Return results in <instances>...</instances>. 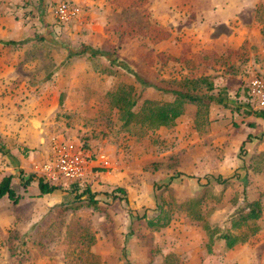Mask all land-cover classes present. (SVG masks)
<instances>
[{
  "label": "rangeland",
  "instance_id": "rangeland-1",
  "mask_svg": "<svg viewBox=\"0 0 264 264\" xmlns=\"http://www.w3.org/2000/svg\"><path fill=\"white\" fill-rule=\"evenodd\" d=\"M59 1L77 4L84 20H57ZM189 4L0 0V128L25 118L41 129L46 149L61 134L105 152L115 165L108 173L115 180L98 186L91 199L58 189L38 196L37 162L22 167V179L15 172L18 202L0 200V264H82L88 253L95 257L91 264H264V115L245 91L252 76L264 80V2L251 15L238 8L233 28L219 30L193 27ZM84 45L116 59L87 53L68 58ZM133 72L159 88L209 76L213 93L224 90L229 107L210 102L207 122L199 119L196 127V105L187 103L172 126L126 131L109 91L132 87L134 111L144 99L174 97L143 87ZM28 137L35 138L31 130ZM2 161L0 178L8 172ZM217 175L228 183H216ZM115 187L124 188L127 202L109 196ZM188 200L189 210L178 207ZM245 200L260 202L258 231L231 248L215 240L208 251L204 226L228 228L229 216ZM156 202L171 214L159 228L146 223L158 211ZM81 236L93 240L84 251L75 241Z\"/></svg>",
  "mask_w": 264,
  "mask_h": 264
},
{
  "label": "trees",
  "instance_id": "trees-1",
  "mask_svg": "<svg viewBox=\"0 0 264 264\" xmlns=\"http://www.w3.org/2000/svg\"><path fill=\"white\" fill-rule=\"evenodd\" d=\"M7 44H15L14 40H7ZM88 54L90 58L95 56H105L108 60L112 62L115 61L116 57L111 52H106L102 49L90 48V46H82L80 50L69 51L68 58L73 55H82ZM110 56V57H109ZM117 65H120V62H117ZM135 79L143 86L148 87L152 86L163 92H169L173 94V99L171 101H156L150 99H144L139 106L137 111L133 110V107L137 104L138 96L133 92L132 87H127L120 85L114 90L108 92V97L110 104L115 107L119 112V120L121 121L122 127L131 132L134 128L141 131L153 130L161 126H172L175 123V119L180 116L184 111V106L187 103H193L196 105V114H195V124L196 127L199 123V119L207 122V108L210 102H216L221 104L223 107H229L228 105V96L224 90H218L215 94L214 85L210 80L209 76L196 77L190 80H186L181 88H159L144 78L140 77L136 73H132ZM189 87V88H187ZM247 92V90H245ZM247 97L249 94L247 92ZM251 112V110H247ZM264 115V109L259 111ZM264 137V134L261 136ZM38 196H41L46 193L52 192L55 187L44 182L40 177H38ZM11 175H5L0 180V198L6 196L13 203H17L20 195L15 193L11 185ZM199 180V178H197ZM216 183L225 184L228 183L229 178H223L222 176L217 175L213 178ZM26 183L31 181V178H27ZM77 187L74 185L71 186L69 192H75V195L82 196L87 195L90 199L92 196L89 187L84 186L83 189L78 193ZM112 199H123L127 202L125 196V190L122 187H115L112 192L109 194ZM245 198V197H244ZM191 201V200H190ZM191 202L186 201L185 203L179 204L178 207L184 210H189ZM156 209L158 210L152 218L146 219L148 226L154 228H159L165 226L169 223L171 219V214L169 208H164V205L161 202H156ZM261 216V205L259 200H245L239 205L234 212L229 216V227L220 230L219 227H211L205 225L204 229L206 231L207 240L205 246L209 251L212 244L215 240L222 239L226 248H231L238 243H243L247 241L252 235L258 231V226L256 221ZM141 217H146V214H142ZM199 219V218H198ZM69 232L66 235H69ZM78 244L81 243L83 246L80 251L87 250L91 242L85 240L84 237H77L75 241H78ZM23 241L20 243L22 244ZM12 253H15L14 249H11ZM95 257L88 253L85 257V262L82 264H91L92 260ZM81 261V258L79 259ZM128 264V263H127Z\"/></svg>",
  "mask_w": 264,
  "mask_h": 264
},
{
  "label": "crops",
  "instance_id": "crops-1",
  "mask_svg": "<svg viewBox=\"0 0 264 264\" xmlns=\"http://www.w3.org/2000/svg\"><path fill=\"white\" fill-rule=\"evenodd\" d=\"M180 1L190 3L188 7H190V9L196 14V21L194 22L193 27H195L196 25L197 26L203 25L207 28H213L218 30L220 27L223 28V26L233 28V24L235 22L234 13L237 12L238 8L243 10L244 9L248 10L251 15L253 11H256V9L263 7L262 3L264 2V0H180ZM83 20H84V15L81 13L74 21L80 22ZM253 22H254V28L259 32L261 24L253 19L251 23V27L253 25ZM242 24L243 23H241V25ZM230 32L234 34V32L231 31V29H228L227 34H229ZM239 32L245 33V30H240ZM173 34L174 33L171 32V36L169 37H173L174 36ZM212 37L215 39L214 36ZM202 38L200 39L201 41H203ZM230 39L231 38L229 37V40ZM28 129H30L33 132L35 138L28 137V132L30 131ZM39 131L41 132V129L36 127V124H32L31 126H28V121L25 120V118H22L19 123L15 122L12 125L10 124V127L6 131L4 126L0 128V132H1L0 162L3 160L2 161L4 162L3 165L6 167L8 171L7 175H11L13 179H14L13 175L15 174V172H18L19 178L22 179L23 176V172L21 170L23 169L22 167H26L31 163L32 164L35 162L38 163V161L40 162L45 158H47L49 154V143L46 149V143H44L43 135L38 134ZM57 137L60 139H65L61 134L57 135ZM41 148H43V150ZM45 149L46 151L44 152L45 155L44 156L43 151ZM84 149L86 152L90 154H94L98 152L95 149L89 147ZM38 158L39 159L41 158V160H36ZM110 160H111L110 170H105L103 168H93L88 174L87 182H85L84 184L68 183L64 185L61 184V185H53V186L55 187V189L69 192L71 190V186L74 185L75 187H77V190L75 191L78 193L83 189L84 186H87L89 187L91 193H93V191L97 189L98 186L99 187L102 186V183H110V181L115 180V178L108 175L109 172H112L115 169L113 160L111 158ZM38 179L39 178L37 177V184H36L37 189H38ZM12 182L13 181H11V183ZM3 198L4 196L1 197L0 200Z\"/></svg>",
  "mask_w": 264,
  "mask_h": 264
},
{
  "label": "built area",
  "instance_id": "built-area-1",
  "mask_svg": "<svg viewBox=\"0 0 264 264\" xmlns=\"http://www.w3.org/2000/svg\"><path fill=\"white\" fill-rule=\"evenodd\" d=\"M80 14L81 8L77 4L66 1H59L53 8L54 17L60 22L75 20ZM246 88L255 106L264 109V80L252 76ZM93 168L110 170L109 156L103 151L90 154L82 145L58 137L50 138L47 158L33 166L37 176L50 185L84 184Z\"/></svg>",
  "mask_w": 264,
  "mask_h": 264
}]
</instances>
